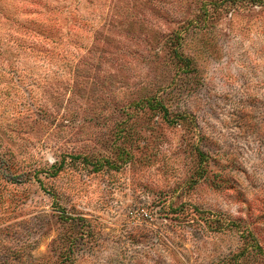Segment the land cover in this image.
Instances as JSON below:
<instances>
[{
	"label": "rangeland",
	"instance_id": "obj_1",
	"mask_svg": "<svg viewBox=\"0 0 264 264\" xmlns=\"http://www.w3.org/2000/svg\"><path fill=\"white\" fill-rule=\"evenodd\" d=\"M0 264H264V0H0Z\"/></svg>",
	"mask_w": 264,
	"mask_h": 264
},
{
	"label": "trees",
	"instance_id": "obj_2",
	"mask_svg": "<svg viewBox=\"0 0 264 264\" xmlns=\"http://www.w3.org/2000/svg\"><path fill=\"white\" fill-rule=\"evenodd\" d=\"M158 105H160L159 104V101H157V103H156V105L155 106H158ZM153 106V105H152ZM160 108H162L163 109V107H160ZM165 115H166V118L168 117V115H167V113H166V111H165Z\"/></svg>",
	"mask_w": 264,
	"mask_h": 264
}]
</instances>
